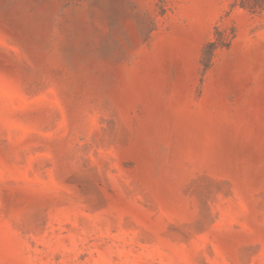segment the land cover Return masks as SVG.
Listing matches in <instances>:
<instances>
[{
  "label": "rangeland",
  "instance_id": "374dc122",
  "mask_svg": "<svg viewBox=\"0 0 264 264\" xmlns=\"http://www.w3.org/2000/svg\"><path fill=\"white\" fill-rule=\"evenodd\" d=\"M0 264H264V11L0 0Z\"/></svg>",
  "mask_w": 264,
  "mask_h": 264
},
{
  "label": "trees",
  "instance_id": "16d2710c",
  "mask_svg": "<svg viewBox=\"0 0 264 264\" xmlns=\"http://www.w3.org/2000/svg\"><path fill=\"white\" fill-rule=\"evenodd\" d=\"M232 6L248 9L251 13H260L264 11V0H232ZM214 48L211 44L210 49L206 52L207 57L212 54Z\"/></svg>",
  "mask_w": 264,
  "mask_h": 264
}]
</instances>
